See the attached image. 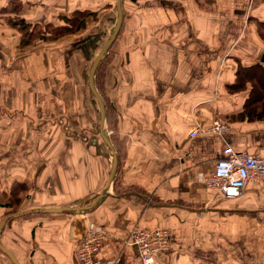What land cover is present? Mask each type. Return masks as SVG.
Returning <instances> with one entry per match:
<instances>
[{"label":"crops","instance_id":"obj_1","mask_svg":"<svg viewBox=\"0 0 264 264\" xmlns=\"http://www.w3.org/2000/svg\"><path fill=\"white\" fill-rule=\"evenodd\" d=\"M82 10L89 21L62 38L64 58L55 66L50 47H22L21 35L0 17V204L16 183L27 187L16 212L0 207V220L32 214L6 220L2 245L18 264H78L76 248L93 222L108 231L95 259L141 264L136 247L125 244L130 230L162 226L169 247L156 264H264V181L248 182L231 198L203 181L225 147L264 159V119L239 116L249 87L227 90L237 61L263 62L252 19H264V0H60L61 22ZM119 10L98 92L112 111L109 128L102 96L118 182L95 201L114 152L100 135L87 66ZM214 119L228 131L188 135ZM66 206L84 208L40 211ZM0 264H13L1 250Z\"/></svg>","mask_w":264,"mask_h":264},{"label":"built area","instance_id":"obj_2","mask_svg":"<svg viewBox=\"0 0 264 264\" xmlns=\"http://www.w3.org/2000/svg\"><path fill=\"white\" fill-rule=\"evenodd\" d=\"M228 128L229 125L226 123L214 119L209 125L198 124L192 127L188 135L195 137L200 133L221 134L228 131ZM224 154V157L216 159L213 172L203 176V181L208 189L214 193L219 192L226 198H231L240 195L248 182L264 181L263 158L254 157L246 152H238L231 146L225 147ZM107 233L105 226L93 222L88 223L76 248L78 264H114V261L101 263L94 258V253L100 247ZM169 238V230L166 227L146 230L134 225L125 244L136 247L141 264H156L158 256L167 251Z\"/></svg>","mask_w":264,"mask_h":264},{"label":"trees","instance_id":"obj_3","mask_svg":"<svg viewBox=\"0 0 264 264\" xmlns=\"http://www.w3.org/2000/svg\"><path fill=\"white\" fill-rule=\"evenodd\" d=\"M16 1V2H15ZM12 2H15V4H11ZM11 5V8L8 10L9 6ZM23 3L21 0H11L8 5L0 8V13H11L15 12L18 13L22 10ZM74 13H80L82 19L79 23H77V27L75 28L73 26L75 19H71L72 17L64 18L63 21L67 22V24L63 25H53L52 23L48 22L44 25L38 24V23H31L28 22L26 19H24L21 16H17L14 20L12 18L7 19V23L9 26H12L15 28L18 33L21 35L20 37V45L22 47L31 44L32 40L35 38H38L40 36V32L38 31L42 26L45 32H49L51 35H55V37L67 35L70 32L81 29L84 24V17L88 15L89 12L82 10V11H74ZM252 21L256 25L257 33L259 34L261 40L264 43V19H258L253 18ZM52 35V36H53ZM106 57V56H105ZM104 57V58H105ZM101 59L98 63L97 69L95 71L94 76V82L95 87L98 89V92L101 93V87L102 85L98 84L99 79H103L104 73L103 68L105 65H107L110 60V57H106V63L104 65L105 59ZM238 65L235 70V80L228 84L227 90L231 93L241 92L243 90H246L249 87V92L247 97L245 98L243 102V110L239 114V116L245 117L247 119H264V60L263 62H256L252 65L245 66L241 62L237 61ZM103 98L105 97L102 93ZM107 121V120H106ZM111 138L112 143L114 146L116 145V137L114 132L109 135ZM119 169V167H118ZM117 173L113 178V189H116L117 184ZM27 187L25 184L22 183H16L15 186L12 187L9 199L4 202V204H0V207H10V210L12 212H16L19 205L21 204L24 195L26 194ZM23 194V195H21ZM38 214V213H37ZM42 214V213H41ZM32 214H23V217H29Z\"/></svg>","mask_w":264,"mask_h":264},{"label":"rangeland","instance_id":"obj_4","mask_svg":"<svg viewBox=\"0 0 264 264\" xmlns=\"http://www.w3.org/2000/svg\"><path fill=\"white\" fill-rule=\"evenodd\" d=\"M3 1L4 0H0V3H2ZM6 1L10 2L11 0H6ZM21 1L23 3V8L19 12V14L15 13V12H11V13H8L6 16L2 15L0 17L3 19V22L5 21L7 23L8 22L7 21L8 18H12V20H14L17 16H21L24 19H26L28 22L38 23V24H41V25H44L45 23H48V22L52 23L53 25L67 24V22H65V21H63V23L61 22L60 0H27V1L21 0ZM142 1H150V0H142ZM15 2H12L11 4H15ZM10 8H11V5L9 6L8 10ZM88 15H89V13H88ZM68 17L69 18L72 17L71 19H75V20L77 19L73 23V26L75 28L77 27L76 26L77 23H79L80 20L83 18L80 13H74V12H72ZM85 18L86 17H84V21H85V24H86L89 20H86ZM91 20L95 21L96 17H93V19H91ZM85 24H84V26L81 29L73 31L72 33H75V32L83 30V28L86 26ZM40 27L41 28L38 30L40 32V36H38V38H35L34 40H32L30 45H34L35 46L38 43L40 45H46L47 47H50L48 49L49 51L52 50V48H51L52 45H53V47H55V45H56L57 48L55 49V51H51V52L48 51L49 55H51L52 62L54 63V66H55L58 58L60 60H61V57L64 58V54H63V40H62V38L63 37H67V36L69 37L70 36L69 34L71 32L69 34H67V35L55 37V35L52 34L53 35L52 36L49 32H45L42 26H40ZM105 56L107 58H109L111 56V54L107 53ZM106 57L104 58L105 59L104 65L106 63ZM108 62H110V60ZM90 64L91 63H89L88 66H87V74H88L89 69H90L89 68ZM107 65H105L104 68H103V73L104 74H105V71L107 69ZM98 84L102 85V79L101 80L99 79V83ZM96 90H97V88H96ZM104 100H105V103L107 105L106 110H107V116H108L106 124L109 125V128H112L113 125L110 123L111 119H112V111L110 110L111 107L109 106V103H108V101L106 100L105 97H104ZM105 128L108 130L107 127H105ZM8 212H12V211L9 210Z\"/></svg>","mask_w":264,"mask_h":264},{"label":"water","instance_id":"obj_5","mask_svg":"<svg viewBox=\"0 0 264 264\" xmlns=\"http://www.w3.org/2000/svg\"><path fill=\"white\" fill-rule=\"evenodd\" d=\"M135 1V0H133ZM121 11L119 10V17L118 20L116 22V26L114 27V29L112 30L110 36L107 38V41L105 42V44L103 45V47L101 48V50L98 52V55L96 56V58L94 59V61L92 62V64L90 65V71H89V76H88V82H89V86H90V90L93 94V96L96 97L97 102H98V110H100V135L105 139L106 143L108 144V146L112 149V152H114L113 148H112V144L110 142V139L108 138V133L104 128V121H105V115H106V110H105V106H104V101L102 96H100V94H98L96 87H95V82H94V76H95V71L97 69L98 63L100 62V60L104 57V55L106 54V51L109 49V47L112 45L113 40L115 39L114 37L116 36L117 32L119 31V28L121 26ZM264 60V55H262L261 57V61ZM117 155H115L114 152V156H113V161H112V168L109 174V177L107 179L108 183L106 185V187L103 189V191L98 194L97 198L95 201H99L104 194L107 192V188L109 186V184L113 181V178L116 174V170H117ZM93 201V202H95ZM84 207H61V208H55V207H46L45 209H40V211L43 212H61L62 210H71V211H75V209H82ZM29 211H18V213H9L7 215L4 216V218H2L0 220V232L4 226V223L6 222L7 219L11 218V217H15L18 215H23L25 213H27ZM0 250L5 254L8 255L12 261L13 264H18L16 257L13 255V253L11 252L10 249H8L7 247H4L0 241Z\"/></svg>","mask_w":264,"mask_h":264}]
</instances>
